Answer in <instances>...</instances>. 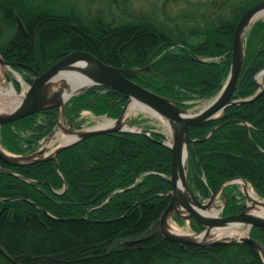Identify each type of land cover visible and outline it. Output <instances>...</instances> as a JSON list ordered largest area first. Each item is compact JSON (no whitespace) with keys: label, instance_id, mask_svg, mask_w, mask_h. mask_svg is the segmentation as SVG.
<instances>
[{"label":"trees","instance_id":"16d2710c","mask_svg":"<svg viewBox=\"0 0 264 264\" xmlns=\"http://www.w3.org/2000/svg\"><path fill=\"white\" fill-rule=\"evenodd\" d=\"M251 6L236 8L234 17L210 18L201 27L167 29L147 18L85 19L55 0H0V50L29 82L32 69L45 71L75 50L120 68L148 65L133 79L190 109L223 88L235 27ZM262 69L264 19L247 32L235 99L257 93ZM128 99L119 90L94 86L72 97L66 114L76 125L74 114L84 110L117 118ZM58 117L59 108L49 107L0 126V144L14 154L35 152ZM226 120L234 121L214 129ZM132 123L144 131L94 135L62 150L57 160L13 165L0 157V167L17 173L0 170V264H263L248 243L182 245L161 233L173 190V152L163 144L164 133L148 135L142 120ZM190 135L195 141L189 146L188 180L200 199L236 177L246 178L264 198V91L253 101L227 107L221 119L191 127ZM222 191L228 198L225 215L245 208L237 185ZM192 225L203 230L194 220ZM250 235L264 247L263 227L254 226Z\"/></svg>","mask_w":264,"mask_h":264},{"label":"water","instance_id":"95a60500","mask_svg":"<svg viewBox=\"0 0 264 264\" xmlns=\"http://www.w3.org/2000/svg\"><path fill=\"white\" fill-rule=\"evenodd\" d=\"M264 9V1L252 6L248 9L238 21L233 39L232 50V64L229 76L222 90L212 99V102L199 112L189 114V110L180 106L172 99L160 95L141 84L134 81L132 78L140 69L134 68H120L106 63L99 56L84 50L73 51L55 64H53L46 71L35 72V78L31 84H28L27 91L24 93V97L21 103L12 111L8 113L0 112V126L13 123L28 115L40 112L46 108L56 106L63 110V115L66 118L65 107L66 102L62 100L61 92H51L53 86V79L56 75L71 68H77L87 72L92 79V84L75 93L90 88L92 86H104L112 89L119 90L128 95L129 100L124 106L123 111L119 118L118 125L108 128H97L92 126L88 129L74 130L73 122H67L70 124V131L78 133V138L70 143L59 145L54 151L47 152L45 147L40 148L38 151L29 154L16 155L3 149L0 144V157L3 161L13 165H23L28 163L37 162L43 159L54 158L58 159L59 153L67 147H70L77 142L89 138L94 135L109 133V132H123V131H136L135 129L124 128L123 124L131 127L130 121H125V115L128 106L132 101L145 104L160 115L167 117L176 122L175 131L173 133V143L169 144L167 141L164 143L168 145L173 151L172 169H171V181L173 184V191L169 192L170 202L165 211L163 212L160 220V230L162 234L172 242L181 244H193L200 246H207L211 244L227 243H248L253 250L258 254L259 258L264 264V247L261 242L255 240L250 235L241 236L239 238L218 239L212 240L207 243L199 242L193 238L180 235L171 231L169 226V218L174 214H177L178 219L183 217L189 220L195 219L205 229L202 231H212L217 227H224L229 224L240 223L248 225L249 228L253 226H259L264 228V218L253 215L249 212V205L246 206L241 212L236 214H230L227 216H208L206 215L207 209L210 207L218 194L217 190L209 199L208 202H204L198 198L188 182V158H189V145L194 141L190 135V128L192 126H201L223 116L227 107L234 104H243L245 102L253 101L257 99L264 91V84L260 83V89L258 92L247 98L234 99V93L242 76L245 55H246V34L249 27L258 19L255 20L258 12ZM0 63L8 66V68L18 76L17 80L22 84H27L25 81H21V74L14 69L13 62L8 61L0 51ZM89 65L90 68H86ZM148 66L142 68L147 69ZM262 70L261 72H263ZM7 74V73H6ZM260 74V73H259ZM257 75V80L258 76ZM7 79L11 81L10 74L8 73ZM20 77V78H19ZM72 95V96H74ZM71 96V97H72ZM70 97V98H71ZM69 100V99H68ZM234 121V120H233ZM227 122L219 124L217 127L222 126ZM54 130L50 136L53 135ZM1 171L14 173L8 169L0 167ZM17 175V174H16ZM22 178H24L22 176ZM245 178H235L233 180ZM30 182L37 183L35 180L27 179ZM179 180L184 189L179 187ZM227 181L225 184L230 183ZM247 181V180H246ZM67 182H65V188H67ZM134 241H126L125 243H133Z\"/></svg>","mask_w":264,"mask_h":264},{"label":"rangeland","instance_id":"374dc122","mask_svg":"<svg viewBox=\"0 0 264 264\" xmlns=\"http://www.w3.org/2000/svg\"><path fill=\"white\" fill-rule=\"evenodd\" d=\"M36 1H44V0H36ZM58 2V5H61L62 8L73 9L75 8V12H77L80 17L85 19L93 20L94 18H103L108 20H115L118 23L134 20V19H152L160 24L164 28H173V29H186L196 26H203L205 21L210 18H219V17H234L235 9H241V7L249 4L255 5L256 3H260L264 0H55ZM261 19H264L262 17ZM258 19V20H261ZM257 20V21H258ZM8 35L4 32V38L2 42L5 43ZM10 74L11 81L7 79V74ZM7 74L1 75L0 85L5 87H14L15 81V73L11 70H7ZM22 78L24 79L23 75ZM264 81V79H263ZM25 89L21 85V89L17 90V94L21 95ZM23 97V96H22ZM204 99L200 101H194V106L191 107L189 112L197 113L199 112L204 105L212 100ZM69 101V100H68ZM67 103V102H66ZM106 115L98 116L90 111H84L82 113V126L83 129H88L92 126H96L99 123V120H103ZM142 120V125L148 128V130H158L164 132L167 136V139L170 140V136L165 130V127L160 122V120L147 111L142 110H134L128 111L125 115V121H133L134 119ZM69 128L70 124L67 122L66 118L63 115V111L60 115V122L57 126L56 130H62V127ZM136 129H139L140 126L133 125ZM75 130V128H73ZM54 136L53 138H56ZM52 139V136L47 137L45 140L41 142L39 147H46L47 142ZM60 145L59 141H55L51 146L47 147V152H51L56 149ZM38 149V150H39ZM37 151V150H36ZM238 184V185H237ZM239 190L244 195V202L249 205L251 203L250 198L246 194V191L243 189L242 185L237 183ZM249 186L253 189V187L249 184ZM254 190V189H253ZM264 199V198H263ZM205 202L208 200H204ZM226 203V197L220 191L216 198L215 204L217 209L219 210V215H223V208ZM210 212L214 211L212 208ZM169 226L193 232V225L190 220L183 219L182 223L176 222L174 216L169 218ZM249 235V226L242 225L239 229L235 230V235L231 237L239 238L237 234Z\"/></svg>","mask_w":264,"mask_h":264},{"label":"bare ground","instance_id":"6f19581e","mask_svg":"<svg viewBox=\"0 0 264 264\" xmlns=\"http://www.w3.org/2000/svg\"><path fill=\"white\" fill-rule=\"evenodd\" d=\"M262 17H264V9L258 12V14L255 17V20L262 18ZM85 67L88 69L90 68V66L86 64H85ZM7 70H9L8 66H5L0 63V78H1V75L7 73ZM258 79L261 83H264L263 81L264 71L260 72ZM90 84H92V79L89 77L86 71L80 70L77 68H71V69L62 71L61 73L55 76V78L53 79V86L51 88V92H61L62 100L67 101L72 95L84 89L85 87L89 86ZM22 99H23L22 95L17 94L14 87L7 88L3 85H0V112L1 113L5 114V113H8L14 110L21 103ZM211 102L212 100L207 102L202 109L206 108ZM134 110L147 111L153 114L154 116H156L160 120V122L163 124L166 132L170 136V140H168V143L169 144L173 143V133L176 127L175 121L168 119L165 116L160 115L157 111H155L151 107L145 104H142V103H138L136 101H132V103L128 106L126 113L128 111H134ZM189 114L194 115L195 113L189 112ZM116 125H118L117 120L105 117L103 120H99V123L95 127L108 128V127H113ZM123 127L129 128V129H136L135 127H129L126 124H123ZM54 136H57L56 137L57 139L53 138ZM78 136H79L78 133L71 132L69 129L63 126L62 130H56L53 133L52 139H50L47 142L45 148L51 146L52 143L55 141H59L60 145L70 143L76 140ZM235 182L242 185L243 189L246 191V194L251 200V203L249 204V212L253 215L264 218V199L261 198L249 186L246 180L238 179ZM178 185L180 188L184 189L183 186L181 185L180 180H179ZM211 208L214 211L213 213L210 212ZM205 214L208 216H213V217L220 216L219 210L217 209V206L215 204V200L211 202V205L207 209ZM242 225L244 224H240V223L229 224L224 227H217L216 229L212 231H206L201 234H196L195 232L176 229L173 227H170V229L171 231L178 233L180 235L193 238L202 243H207L212 240L229 239L233 237L235 235V230L239 229ZM237 235H239V237L246 236L244 235V233L237 234Z\"/></svg>","mask_w":264,"mask_h":264},{"label":"flooded vegetation","instance_id":"af4514ba","mask_svg":"<svg viewBox=\"0 0 264 264\" xmlns=\"http://www.w3.org/2000/svg\"><path fill=\"white\" fill-rule=\"evenodd\" d=\"M31 69V68H30ZM32 72H33V74L29 77L30 78V80L32 81L34 78H35V72H34V70L32 69ZM75 115V119L77 120V121H83V118H82V115H76V114H74Z\"/></svg>","mask_w":264,"mask_h":264}]
</instances>
